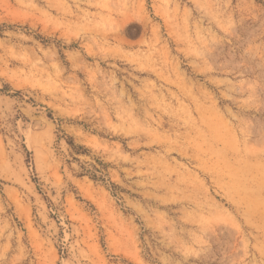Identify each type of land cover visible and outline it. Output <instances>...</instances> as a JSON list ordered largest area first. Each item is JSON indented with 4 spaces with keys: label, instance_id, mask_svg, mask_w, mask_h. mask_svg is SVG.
<instances>
[{
    "label": "rangeland",
    "instance_id": "rangeland-1",
    "mask_svg": "<svg viewBox=\"0 0 264 264\" xmlns=\"http://www.w3.org/2000/svg\"><path fill=\"white\" fill-rule=\"evenodd\" d=\"M0 264H264V0H0Z\"/></svg>",
    "mask_w": 264,
    "mask_h": 264
},
{
    "label": "trees",
    "instance_id": "trees-1",
    "mask_svg": "<svg viewBox=\"0 0 264 264\" xmlns=\"http://www.w3.org/2000/svg\"><path fill=\"white\" fill-rule=\"evenodd\" d=\"M68 145H69L74 151L77 150L78 153H80V151L84 150L83 147H75L74 142H73L72 139L69 140ZM83 153H84V151H83ZM83 153H82V154H83Z\"/></svg>",
    "mask_w": 264,
    "mask_h": 264
}]
</instances>
